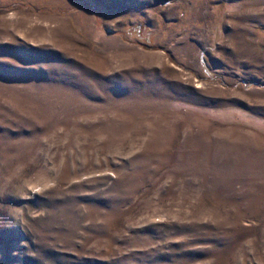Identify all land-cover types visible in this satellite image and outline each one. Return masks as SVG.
<instances>
[{
  "label": "rangeland",
  "instance_id": "rangeland-1",
  "mask_svg": "<svg viewBox=\"0 0 264 264\" xmlns=\"http://www.w3.org/2000/svg\"><path fill=\"white\" fill-rule=\"evenodd\" d=\"M0 264H264V0H0Z\"/></svg>",
  "mask_w": 264,
  "mask_h": 264
}]
</instances>
